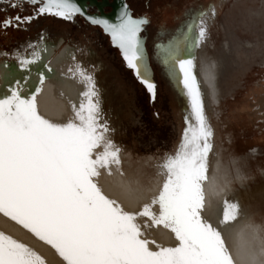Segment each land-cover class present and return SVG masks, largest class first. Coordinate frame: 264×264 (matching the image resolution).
Masks as SVG:
<instances>
[{
	"label": "snow or ice",
	"instance_id": "obj_1",
	"mask_svg": "<svg viewBox=\"0 0 264 264\" xmlns=\"http://www.w3.org/2000/svg\"><path fill=\"white\" fill-rule=\"evenodd\" d=\"M26 2L40 5L36 16L72 20L84 15L74 0ZM209 15L215 16L214 5L158 49L161 63L180 85L190 108L177 149L159 165L164 182L158 195L138 211H128L105 194L102 174L112 175L115 167L123 175L121 149L110 138L113 130L102 109L95 69L77 62L65 77L82 86V91L76 100L66 97L72 116L64 122L50 120L39 111L37 98L46 82L41 69L34 90L25 92L28 75H24L0 91V214L50 246L64 264H236L225 235L202 214L213 130L195 72V50L207 37ZM33 18L17 15L0 21V27L12 26L13 20L30 23ZM87 19L110 34L127 67L155 99L156 85L140 37L147 17L134 18L125 5L118 23ZM25 47L31 51L18 49L11 55L18 68L30 74L33 66L41 64L46 48L42 42ZM9 55L0 52V57ZM42 68L52 71L50 62ZM60 95L65 93L61 90ZM222 205L219 224L238 222L239 202L225 197ZM160 228L173 234L175 246L148 238V230ZM0 264L47 262L28 244L0 231Z\"/></svg>",
	"mask_w": 264,
	"mask_h": 264
},
{
	"label": "rangeland",
	"instance_id": "obj_2",
	"mask_svg": "<svg viewBox=\"0 0 264 264\" xmlns=\"http://www.w3.org/2000/svg\"><path fill=\"white\" fill-rule=\"evenodd\" d=\"M13 3L17 6L13 7ZM127 3L135 17L146 16L150 23L146 46L154 70L155 99L98 27L76 26L47 16L22 24L13 20L12 26L0 27V52L10 54L0 57V65L17 66L11 53L18 49L30 52L25 47L29 42H42L48 48L79 49L84 65L95 69L102 109L113 130L110 138L132 165L160 164L177 149L189 107L160 61L159 46L167 44L186 23L200 12H209L214 5L215 16L207 18L205 43L210 39L214 43H208L212 54L209 58L214 57L218 66L213 83L207 86V98L210 112L217 115H212V122L219 163L222 176L232 183L238 201L264 225V18L257 21L252 14L260 1ZM17 15L29 17L32 8L17 0L0 1V21Z\"/></svg>",
	"mask_w": 264,
	"mask_h": 264
},
{
	"label": "bare ground",
	"instance_id": "obj_3",
	"mask_svg": "<svg viewBox=\"0 0 264 264\" xmlns=\"http://www.w3.org/2000/svg\"><path fill=\"white\" fill-rule=\"evenodd\" d=\"M259 1L260 5L258 8L252 9L254 11L252 14L257 18V21H260L261 17L264 18V0ZM208 27L207 22V28ZM208 43L214 45L210 39L206 43L204 41L200 47L195 50V72L201 85L206 116L213 130V150L210 154L209 180L205 185L206 203L202 214L210 223L220 228L225 235L230 251L236 260V264H264V225L255 219L257 217L254 214H250V212L245 210L238 201V196H235V191L231 189L232 183L222 176L219 163V147L215 143L216 135L212 122V115L216 117L217 115L210 112L207 98V86L213 83L218 66L214 57L213 59L209 58L212 54H210V46H208ZM45 48L46 51L42 54L41 64L33 66L30 74L24 73L16 65L7 63L1 64L0 91H4L9 83L13 82L15 79L22 78L24 75H28L25 84V92L34 90L38 85L37 69H41L46 76V82L37 98L39 111L50 120L64 122L72 116L71 107L66 97L76 100L79 92L82 91V86L78 85L72 79L66 78L65 74L68 72V69L73 67L77 62L83 65L84 62L81 61L79 57L81 52L79 49L76 50L75 48H64L61 46L58 48ZM49 62L52 68L51 72L42 68L43 64ZM212 66L214 67L212 68ZM87 67L91 69L89 66ZM213 69L215 70L213 71ZM173 83L176 85L180 94L185 97L182 94L180 85L175 81ZM61 90L65 93L64 96L60 95ZM186 109L188 114L187 118L190 119V108ZM120 159L123 175L113 167L112 175L109 176L107 173L102 174L100 180L101 187L105 194L111 198L117 199L126 210L138 211L143 204L149 203L151 198L158 195L161 190L164 182V176L161 174L159 168L161 163L147 162L146 165L139 164L135 166L125 159L122 150L120 152ZM225 197L229 200L239 202L241 217L235 224L221 226L219 221L222 217V201ZM157 210L158 206L153 208V211ZM143 221L144 218L138 220L139 223H143ZM0 231L28 244L45 258L47 264H64L62 259L50 246L39 241L31 233L27 232V230L4 217L2 214H0ZM147 234L149 239H155L157 243L164 246H175L177 243L173 234L163 228L148 230Z\"/></svg>",
	"mask_w": 264,
	"mask_h": 264
},
{
	"label": "water",
	"instance_id": "obj_4",
	"mask_svg": "<svg viewBox=\"0 0 264 264\" xmlns=\"http://www.w3.org/2000/svg\"><path fill=\"white\" fill-rule=\"evenodd\" d=\"M24 1H26V0H24ZM74 2H76L78 4V6L83 10L84 15H79V16L83 17L89 24H91L93 26H98V27H100L103 30V32L109 37L111 45L114 48H117L119 50L120 55H121L125 65H126V62H125V60L123 58L121 50L117 46H115L113 44L110 34H108L101 25H95V24L90 23V21L87 19V17L101 18V19L108 20L110 23H118L119 19H120V16H121L122 9H123V7L125 5H127V3L124 0H113L110 4L107 2V0H102L101 2H99L98 0H74ZM105 6H109L110 8L105 10V8H104ZM92 7H95L97 9V11H92L90 9ZM127 7H128V5H127ZM47 15H50V14H47ZM133 17L134 18H139V17H135V16H133ZM144 29H145V25L142 27V31L140 33L141 43L143 45V48H144V51H145V55H146V59H147V62H148V66L150 68L151 79L154 82V84L156 85L155 79H154V70H153V67L151 65L149 53H148L147 46H146V36L143 34ZM126 67H127V65H126ZM131 72L133 73L132 70H131ZM133 75L135 76L134 73H133Z\"/></svg>",
	"mask_w": 264,
	"mask_h": 264
},
{
	"label": "flooded vegetation",
	"instance_id": "obj_5",
	"mask_svg": "<svg viewBox=\"0 0 264 264\" xmlns=\"http://www.w3.org/2000/svg\"><path fill=\"white\" fill-rule=\"evenodd\" d=\"M98 1L101 2L102 0H98ZM112 1H113V0H107V2H108L109 4H110ZM124 1L127 3V0H124ZM17 2L25 3V4L28 5V7H31V8H32V15H31V16L34 17L33 19H37V18H40V17H42V16H47V17H49V18H54V19H57V20H61V21H64V22H67V23H70V24H73V25H76V26H77V25H78V26H86V25H88V26H91V27H98V26H93V25L89 24V23H88L83 17H81V16H79V15H76L72 20H65V19H62V18L56 17V16H54V15H47V14L36 16L35 9L38 8L40 5H31V4L27 3V2L24 1V0H17ZM104 8H105V10H107V9H109L110 7H109V6H105ZM90 9H91L92 11H97V9H96L95 7H92V8H90ZM82 18H83V19H82ZM149 24H150V23L148 22V23L145 25V29H144V31H143V34L146 36V40H147V36H149V35H148V32L146 33ZM98 29H99V31H100V33H101L102 35L107 36V35L103 32V30H102L100 27H98Z\"/></svg>",
	"mask_w": 264,
	"mask_h": 264
},
{
	"label": "trees",
	"instance_id": "obj_6",
	"mask_svg": "<svg viewBox=\"0 0 264 264\" xmlns=\"http://www.w3.org/2000/svg\"><path fill=\"white\" fill-rule=\"evenodd\" d=\"M128 7L130 8V5L127 3ZM131 12H132V15L134 16V13L132 11V9L130 8ZM83 19V18H82Z\"/></svg>",
	"mask_w": 264,
	"mask_h": 264
}]
</instances>
